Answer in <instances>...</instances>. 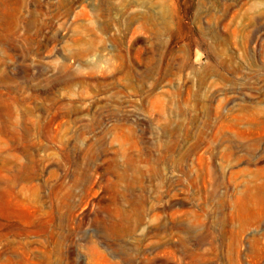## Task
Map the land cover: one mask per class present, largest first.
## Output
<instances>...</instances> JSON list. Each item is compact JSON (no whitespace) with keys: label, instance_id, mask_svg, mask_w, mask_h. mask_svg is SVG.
<instances>
[{"label":"rangeland","instance_id":"obj_1","mask_svg":"<svg viewBox=\"0 0 264 264\" xmlns=\"http://www.w3.org/2000/svg\"><path fill=\"white\" fill-rule=\"evenodd\" d=\"M0 264H264V0H0Z\"/></svg>","mask_w":264,"mask_h":264},{"label":"bare ground","instance_id":"obj_2","mask_svg":"<svg viewBox=\"0 0 264 264\" xmlns=\"http://www.w3.org/2000/svg\"><path fill=\"white\" fill-rule=\"evenodd\" d=\"M4 132H6V133H10L9 131H7V130H5Z\"/></svg>","mask_w":264,"mask_h":264}]
</instances>
